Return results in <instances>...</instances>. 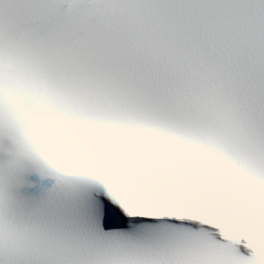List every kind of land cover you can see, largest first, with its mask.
Returning <instances> with one entry per match:
<instances>
[{"label":"snow or ice","instance_id":"6c2138e0","mask_svg":"<svg viewBox=\"0 0 264 264\" xmlns=\"http://www.w3.org/2000/svg\"><path fill=\"white\" fill-rule=\"evenodd\" d=\"M0 264H264V0H0Z\"/></svg>","mask_w":264,"mask_h":264}]
</instances>
